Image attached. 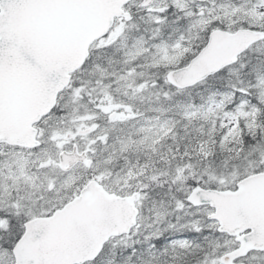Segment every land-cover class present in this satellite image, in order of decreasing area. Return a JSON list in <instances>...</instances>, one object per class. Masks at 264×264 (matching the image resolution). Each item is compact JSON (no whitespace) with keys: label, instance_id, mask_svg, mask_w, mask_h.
I'll list each match as a JSON object with an SVG mask.
<instances>
[{"label":"snow or ice","instance_id":"snow-or-ice-1","mask_svg":"<svg viewBox=\"0 0 264 264\" xmlns=\"http://www.w3.org/2000/svg\"><path fill=\"white\" fill-rule=\"evenodd\" d=\"M0 264H264V0H0Z\"/></svg>","mask_w":264,"mask_h":264}]
</instances>
